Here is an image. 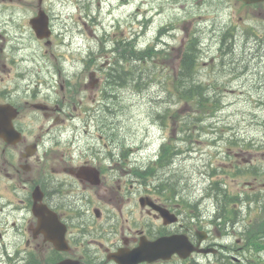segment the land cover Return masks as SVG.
<instances>
[{
	"label": "rangeland",
	"instance_id": "1",
	"mask_svg": "<svg viewBox=\"0 0 264 264\" xmlns=\"http://www.w3.org/2000/svg\"><path fill=\"white\" fill-rule=\"evenodd\" d=\"M6 2L0 0V9L8 8L6 14L14 11L25 25L32 8L3 5ZM42 4L53 25L52 44L47 47L23 29L17 42L28 49L32 64L21 65L20 70L31 71L32 76L19 81H67L66 91L55 86L57 91L49 89L47 98L51 104L61 103L71 115L65 124L79 127V140H92L94 128L102 127L103 140L97 141L118 142L138 167H152L151 180L169 181L163 186L173 198L169 203L180 202L184 217L201 211L207 218L216 207H223L230 221L225 242L232 249L239 245L246 249L240 264H264V4L243 5L237 0H43ZM8 26L9 36L19 33ZM223 34H227L224 45ZM193 36L199 48L195 80L210 86V95L219 101L218 111L210 116L183 102L178 93L173 95L181 47ZM122 41L140 52L161 42L139 66L130 69L136 64L127 62L122 68L124 80L112 81L107 75L115 59L122 54L127 61L132 59V47L125 50ZM15 70L7 68L0 81H18L11 76ZM96 78L103 81L100 90L89 84ZM86 123L89 129L83 133ZM163 146L173 147L169 152L176 156L169 166L156 168L150 158ZM3 170L0 164V231L5 223L11 227L15 222L7 235L13 241L28 219L18 209L25 193L22 188L14 195L4 191L10 184ZM251 240L263 249L249 246L246 241ZM238 253L231 257L238 258Z\"/></svg>",
	"mask_w": 264,
	"mask_h": 264
},
{
	"label": "flooded vegetation",
	"instance_id": "2",
	"mask_svg": "<svg viewBox=\"0 0 264 264\" xmlns=\"http://www.w3.org/2000/svg\"><path fill=\"white\" fill-rule=\"evenodd\" d=\"M1 1H8L3 5L30 7L33 14L26 17L24 25L14 11L6 14L8 8L0 9V29L4 30L0 32V78L7 68L13 71L16 67L11 76L18 80L0 81V104L16 110L13 125L21 136L14 145L0 140L1 174L10 184L4 189L6 193L14 195L22 188L25 195L18 209L28 216L19 238L13 241H8L7 235L16 223L11 227L4 224L0 264H117L113 256L137 248L141 240L151 243L172 236L184 238L192 253L184 259L173 254L168 260L139 264H230L231 260L240 264L245 249L243 245L232 249L225 242V226L230 221L222 215V207H216L213 218L207 216L209 220L203 212L184 217L180 202L169 203L173 198L165 192L168 187H163L169 181L159 177L152 181V168L138 167L118 142L97 141L103 140L102 127L94 128L92 140H79V127L65 125L71 115L61 103L51 104L47 98L49 89L55 91L54 81H19L26 76L31 79L32 72L20 70V66L32 64L28 61L32 55L28 56V49L17 41L25 27L35 36L30 19L43 9V1ZM43 10L52 37L51 18ZM8 24L19 33L9 36ZM57 84L61 92L66 91L67 81ZM89 84L100 90L103 81L96 78ZM88 129L85 124L83 133ZM34 193L39 197H34L36 204L47 209L45 234L37 228L39 219L32 213ZM236 244H241L240 240ZM236 251L239 257H231Z\"/></svg>",
	"mask_w": 264,
	"mask_h": 264
},
{
	"label": "trees",
	"instance_id": "3",
	"mask_svg": "<svg viewBox=\"0 0 264 264\" xmlns=\"http://www.w3.org/2000/svg\"><path fill=\"white\" fill-rule=\"evenodd\" d=\"M226 36L227 34L222 35V45H224V40ZM124 45H126V47L124 48L125 50H127V43H124ZM132 49V59L129 60V64L131 63L136 65H132L130 69H133L132 67H136L137 65L139 66L140 64H142V62H145L146 58H148V56L150 57L153 52L152 48H149L144 52H140L134 45L132 46ZM198 54L199 48L197 39L192 37L187 40L186 45L183 46V50L180 55L181 57L179 60V71L177 73V81H173L176 90L174 94L178 93L180 95V99L183 100V102L190 103L194 106L196 110L206 111V116H210L213 115L216 111H218L217 102L219 101L215 99L214 96L210 95V92H212L210 86L205 85L202 82H197L195 80V75L198 71ZM127 60L128 56L122 54L121 57L117 59V62L115 63L114 68L112 69V72L108 74L107 77L111 78L112 81L124 80L122 75L126 71H123L122 68H125V66L127 65ZM122 62L124 67L122 65H119V63ZM202 113L205 114V112ZM172 158L173 156H171V154L169 155V151L168 154L166 152H163L162 161L160 164L169 166L171 164ZM250 246H255L253 247L254 249L260 250L263 249L262 247L264 245L262 246L260 244H252Z\"/></svg>",
	"mask_w": 264,
	"mask_h": 264
},
{
	"label": "water",
	"instance_id": "4",
	"mask_svg": "<svg viewBox=\"0 0 264 264\" xmlns=\"http://www.w3.org/2000/svg\"><path fill=\"white\" fill-rule=\"evenodd\" d=\"M246 4H255L259 2H263L264 0H239ZM34 22V29L39 38H43V36L48 35L47 33V25L46 19L41 15L38 16L36 19L32 20ZM15 110L11 109L7 106H0V137H7L8 140H16L17 133L14 131L12 127V119H13V112ZM35 210V209H34ZM33 210V211H34ZM38 215L40 214L43 216V212L40 210H35ZM34 211V213H35ZM39 215V218H40ZM40 232H46L47 229V218H42L39 220L38 225ZM178 245L171 244L169 239H159L156 242L152 243H143L141 242L139 248L131 252L130 259L123 258L119 259V263L121 264H137L138 262L143 261H153L157 258H168L174 252L178 253L181 257H186L192 249L187 248L182 242L176 240ZM186 248V251H185ZM116 260H118V256H116Z\"/></svg>",
	"mask_w": 264,
	"mask_h": 264
}]
</instances>
